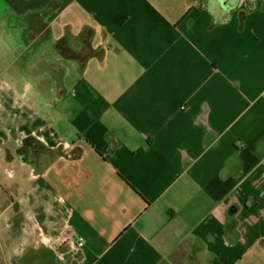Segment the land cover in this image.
Masks as SVG:
<instances>
[{"label": "crops", "instance_id": "0c3cea01", "mask_svg": "<svg viewBox=\"0 0 264 264\" xmlns=\"http://www.w3.org/2000/svg\"><path fill=\"white\" fill-rule=\"evenodd\" d=\"M6 32L0 101L61 123L13 134L0 264H264V0H0Z\"/></svg>", "mask_w": 264, "mask_h": 264}, {"label": "rangeland", "instance_id": "374dc122", "mask_svg": "<svg viewBox=\"0 0 264 264\" xmlns=\"http://www.w3.org/2000/svg\"><path fill=\"white\" fill-rule=\"evenodd\" d=\"M9 37L6 32L0 38V53L2 51L6 52L8 59H11L14 52L11 51L13 47L4 45L10 42ZM29 61L33 62L34 59L30 57ZM19 67H21V64H19ZM22 71L30 73V70ZM23 77L27 78L28 75L23 74ZM5 79L8 82H12L6 76ZM56 93V90L54 92L41 91L38 85L33 84L26 89L25 94L19 93L16 105L10 104L11 99L15 97L14 95L8 99L4 97L3 101H0V210H4L11 197L17 198V201L19 194L21 191H24L23 188L29 183L26 180V174L29 169L26 163H28V158L33 156V153L38 149L30 138L23 140L25 145L23 144L22 148L16 149L12 142L14 138L13 134L14 132L17 134H26V125L32 121L42 122L44 120L55 129H58L61 123L59 110L61 103L57 104L55 100V104L50 103L47 105L56 96ZM13 106L17 108L16 113L11 108ZM15 154L18 155V159L11 158L16 156Z\"/></svg>", "mask_w": 264, "mask_h": 264}, {"label": "water", "instance_id": "95a60500", "mask_svg": "<svg viewBox=\"0 0 264 264\" xmlns=\"http://www.w3.org/2000/svg\"><path fill=\"white\" fill-rule=\"evenodd\" d=\"M254 0H246L248 4L253 3ZM238 0H207V8L214 15L227 14L229 10L236 6Z\"/></svg>", "mask_w": 264, "mask_h": 264}, {"label": "built area", "instance_id": "2783aa9c", "mask_svg": "<svg viewBox=\"0 0 264 264\" xmlns=\"http://www.w3.org/2000/svg\"><path fill=\"white\" fill-rule=\"evenodd\" d=\"M83 243H84V239H83V237H79L78 240H77L76 245H77V246H82Z\"/></svg>", "mask_w": 264, "mask_h": 264}, {"label": "trees", "instance_id": "16d2710c", "mask_svg": "<svg viewBox=\"0 0 264 264\" xmlns=\"http://www.w3.org/2000/svg\"><path fill=\"white\" fill-rule=\"evenodd\" d=\"M234 210V208L233 209H230V211L232 212Z\"/></svg>", "mask_w": 264, "mask_h": 264}]
</instances>
